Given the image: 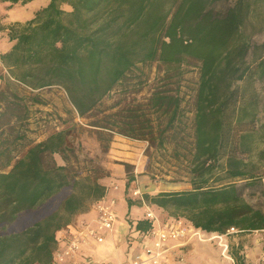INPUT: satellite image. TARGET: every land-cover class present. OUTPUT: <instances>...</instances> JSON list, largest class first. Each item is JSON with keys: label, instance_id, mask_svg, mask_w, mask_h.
I'll list each match as a JSON object with an SVG mask.
<instances>
[{"label": "trees", "instance_id": "obj_1", "mask_svg": "<svg viewBox=\"0 0 264 264\" xmlns=\"http://www.w3.org/2000/svg\"><path fill=\"white\" fill-rule=\"evenodd\" d=\"M219 1L50 0L34 18L11 26L14 45L1 60L9 78L32 91L62 87L80 118L88 117L139 63L200 61L194 140L183 145L192 187L143 198L182 213L195 228L222 235L232 227L264 230V209L251 205L239 189V183L256 184L264 177V106L257 89L264 79V54L257 50L264 43H253L258 31L248 33L254 19L264 23V0H233L215 13L212 7ZM0 79L6 82L1 74ZM6 100L9 117L19 118L27 108L13 92ZM154 104L175 109L173 124L177 97L158 93ZM4 116L0 113V264H51L57 232L104 198L101 179L109 173L95 159L77 154L69 128L20 153L23 135H5L10 121L4 123ZM56 155L66 164H58ZM126 172L128 188L135 178ZM128 204H133L129 197ZM130 225L144 232L152 227L145 215Z\"/></svg>", "mask_w": 264, "mask_h": 264}, {"label": "rangeland", "instance_id": "obj_2", "mask_svg": "<svg viewBox=\"0 0 264 264\" xmlns=\"http://www.w3.org/2000/svg\"><path fill=\"white\" fill-rule=\"evenodd\" d=\"M232 2L222 0L212 8L215 13H222ZM261 10L264 12V4ZM253 23L256 26L249 24L248 33L258 31L253 34L252 41L255 45H261L264 43V23L256 19ZM257 51L264 54V47ZM253 54L254 51H251L249 61L253 60ZM200 66L201 62L194 58L176 64L160 61L139 63L86 118L78 117L62 87L32 91L13 82L6 69L2 68L0 74L6 78V82L0 79V113L5 115L4 123L10 121L4 127L5 135L10 138L23 135V139L19 140L23 146L18 150L22 153L30 144L45 139L55 131L71 129L69 139L81 158L87 155L95 159L109 176L113 171L116 178L125 179V185L128 179L126 170L129 169L135 179L126 187V193L136 201L140 197L134 195L135 190H140L142 195L188 190L192 186L188 154L183 145L194 140ZM9 81L13 84L7 88ZM257 89L261 105L264 106V79L257 82ZM9 91L19 95L23 104L26 103L27 108L21 110L19 118L9 117L8 111H4L6 93ZM158 93L173 95L178 99L180 106L176 109L173 124L170 119L175 109L154 104ZM35 95L39 98L33 99ZM95 123L106 125L112 130L91 125ZM167 126L174 128L162 135L161 132ZM101 130L104 134H100ZM120 132H129L136 137ZM101 135L103 137L100 139ZM55 159L60 165L66 164L61 155H56ZM73 165L76 169L82 166ZM117 184L119 187L121 185L120 191H124V183ZM239 189L251 205L264 209V177L256 184L239 183ZM147 203L150 204L149 201ZM152 209L162 221L181 219L184 226H193L182 213L174 209L165 210L155 206ZM204 233L209 240L192 238L181 252L172 256L169 264H264V230H235L227 235L222 234L225 235L223 238L218 233Z\"/></svg>", "mask_w": 264, "mask_h": 264}, {"label": "crops", "instance_id": "obj_3", "mask_svg": "<svg viewBox=\"0 0 264 264\" xmlns=\"http://www.w3.org/2000/svg\"><path fill=\"white\" fill-rule=\"evenodd\" d=\"M50 0H32L26 4L21 2L11 3L0 0V70L4 68L1 55L11 50L14 42L10 39V29L15 23H25L35 17L36 13L43 7L47 6ZM1 82V80H0ZM107 170L112 171L110 168ZM139 180V176H138ZM103 185L106 186L107 191L104 196L108 201L115 200L114 210L117 215V221L114 231L112 233L104 232V241L99 243L94 239H90L81 251L65 259L63 262H53L51 264H117L126 262L134 257L135 254L141 250L144 244L151 243L150 238L139 237L132 232L131 222L142 219L145 215V207L135 198H130L133 204L129 206L128 195L126 193L125 179L116 178L113 171L110 176L101 179ZM124 183V191L117 186ZM117 186V188H114ZM120 205V210L118 207ZM97 210L94 205L84 213L77 215L74 220L64 229L57 232L58 245L62 244L59 239L68 234V232L75 233L82 229L83 222H91L97 216ZM176 244V242H174ZM173 244V243H171ZM174 244V245H175ZM182 247H175L172 249L167 258H164L160 264H169L172 256L182 251ZM150 264V263H142Z\"/></svg>", "mask_w": 264, "mask_h": 264}, {"label": "built area", "instance_id": "obj_4", "mask_svg": "<svg viewBox=\"0 0 264 264\" xmlns=\"http://www.w3.org/2000/svg\"><path fill=\"white\" fill-rule=\"evenodd\" d=\"M114 188H117V186ZM134 195H139L146 210L145 218L151 221L152 227L147 232L132 230L137 235L132 237H135L134 239L136 240L139 237L150 238L152 241L144 244L132 259L117 264H160L164 258H167L168 253L172 249L175 247L183 248L192 238H197L201 241L209 240L206 238L204 231L194 226H184L181 219L162 221L152 209V206L144 200L140 190H135ZM114 204L115 200L108 201L105 197L97 201L94 205L98 213L97 216L91 222H83L81 230L75 233L68 232L66 236L59 239L62 244L57 245L54 251V262H63L65 259L77 255L90 239H94L99 243L103 242L105 239L103 233H112L115 228L117 215L114 210ZM235 230L239 231L232 227L225 235ZM225 235H221L220 238Z\"/></svg>", "mask_w": 264, "mask_h": 264}, {"label": "bare ground", "instance_id": "obj_5", "mask_svg": "<svg viewBox=\"0 0 264 264\" xmlns=\"http://www.w3.org/2000/svg\"><path fill=\"white\" fill-rule=\"evenodd\" d=\"M226 259H228L227 257H225Z\"/></svg>", "mask_w": 264, "mask_h": 264}]
</instances>
